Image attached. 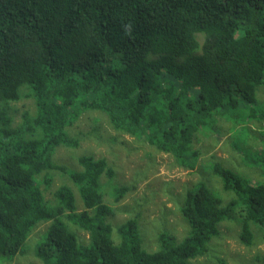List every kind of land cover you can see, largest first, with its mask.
Listing matches in <instances>:
<instances>
[{
  "label": "trees",
  "instance_id": "1",
  "mask_svg": "<svg viewBox=\"0 0 264 264\" xmlns=\"http://www.w3.org/2000/svg\"><path fill=\"white\" fill-rule=\"evenodd\" d=\"M263 87L264 0H0V264L28 252V264H193L229 219L244 245L252 226L264 238V180L217 162L233 197L224 204L204 182L185 189L178 210L188 233L162 231L147 250L140 212L118 220L105 201L102 180L115 171L104 157L80 155L75 169L54 160L58 147L78 146L68 128L80 114L97 110L193 169L192 142L207 120L218 115L240 132L264 122ZM22 98L34 114L14 126ZM261 144L243 159L263 176ZM113 187L118 204L128 188Z\"/></svg>",
  "mask_w": 264,
  "mask_h": 264
},
{
  "label": "rangeland",
  "instance_id": "2",
  "mask_svg": "<svg viewBox=\"0 0 264 264\" xmlns=\"http://www.w3.org/2000/svg\"><path fill=\"white\" fill-rule=\"evenodd\" d=\"M263 90L264 87L257 90L256 98L258 92L261 98H264ZM12 107L16 110L12 114L14 126L21 123V115L24 112L34 114L31 99L22 98L13 103ZM246 125L250 131L240 132L237 129L242 127L241 125L233 127L218 115L207 120L193 139L192 148L198 150L199 155L194 168L189 169L179 164L170 153L158 151L135 136L116 131L103 112L86 110L80 114L75 124L68 128L71 137H78V146L58 147L54 152V160L69 169H75V160L80 155L104 157L115 171L111 181L102 180L105 201L111 207H116L115 217L119 218L118 220L130 216L132 210L140 212L144 248L153 250L162 231L166 230L177 240L188 233L189 228L178 210L185 189L198 182H204L222 198L224 204L233 197L231 192L222 190L220 179L212 171L214 162H219L239 177L250 178L252 183L264 180L261 171L257 167L247 165V161L242 157L246 153L253 157L256 150L262 148L264 122L250 121ZM52 176L55 184L63 180L57 172H53ZM118 186L128 189L119 203L114 204L112 196L108 193L112 191V187ZM45 195L47 198L51 197L50 192ZM252 227V242L246 246L238 238L239 223L235 219L222 222L218 235L210 242L207 255L197 258L193 264H264V238L256 226ZM80 234L84 238L87 237L86 233ZM34 262L35 258L28 252L26 255L17 256L11 263L4 264Z\"/></svg>",
  "mask_w": 264,
  "mask_h": 264
},
{
  "label": "bare ground",
  "instance_id": "3",
  "mask_svg": "<svg viewBox=\"0 0 264 264\" xmlns=\"http://www.w3.org/2000/svg\"><path fill=\"white\" fill-rule=\"evenodd\" d=\"M262 67H263V66H262ZM255 77H256V76H255ZM229 83H230V82H229ZM229 83H228V84H229ZM230 85H231V84H230ZM228 91H229V90H228ZM228 93H229V92H228ZM231 93H233V92H231ZM237 93H238V91H237ZM239 93H240V92H239ZM239 93H238V94H239ZM234 96H235V94H234ZM254 111H255V110H254ZM254 111H253V113H254ZM256 111H257V110H256ZM234 112H237V110L234 111ZM240 112H241V111H240ZM252 116H253V115H252ZM258 117H260V116H258ZM235 118H236V117H235ZM254 120H255V119H254ZM255 122H256V121H255ZM248 138H249V137H248ZM249 139H250V138H249ZM246 141H247V140H246ZM231 144H232V143H231ZM258 149H259V148H258ZM188 156H189V155H188ZM241 156H242V155H241ZM242 157H243V156H242ZM250 157H251V156H250ZM204 159H205V158H204ZM216 159H217V158H216ZM204 161H205V160H204ZM204 161H203V162H204ZM243 161H244V160H243ZM245 161H246V160H245ZM253 162H254V161H253ZM218 163H219V162H218ZM240 173H241V172H240ZM237 176H238V175H237ZM241 176H242V175H241ZM263 176H264V175H263ZM208 179H209V178H208ZM249 179H250V178H249ZM222 197H223V196H222ZM221 200H222V199H221ZM160 237H161V236H160ZM158 239H159V238H158ZM160 239H161V238H160ZM160 239H159V240H160Z\"/></svg>",
  "mask_w": 264,
  "mask_h": 264
}]
</instances>
